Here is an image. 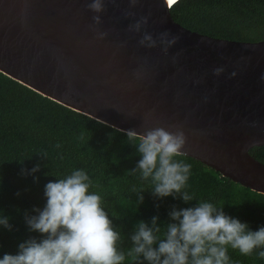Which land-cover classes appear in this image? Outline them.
Returning a JSON list of instances; mask_svg holds the SVG:
<instances>
[{
	"label": "water",
	"instance_id": "95a60500",
	"mask_svg": "<svg viewBox=\"0 0 264 264\" xmlns=\"http://www.w3.org/2000/svg\"><path fill=\"white\" fill-rule=\"evenodd\" d=\"M180 1L105 0L99 40L91 0H0V72L124 133L182 126L185 156L264 195V163L251 154L264 147V40L193 32L171 15ZM145 33L156 47L139 43ZM163 33L178 37L167 52Z\"/></svg>",
	"mask_w": 264,
	"mask_h": 264
},
{
	"label": "trees",
	"instance_id": "16d2710c",
	"mask_svg": "<svg viewBox=\"0 0 264 264\" xmlns=\"http://www.w3.org/2000/svg\"><path fill=\"white\" fill-rule=\"evenodd\" d=\"M170 11L177 23L198 34L239 42L264 40V0H181ZM42 151L48 158H42ZM251 154L264 163V147L252 149ZM140 159L137 147L128 142L124 132L46 98L0 72V216L8 217L12 225L11 230L0 225V259L5 254H17L19 245L30 238H43L30 230L26 214L37 215L34 209L45 207L49 181L78 169L88 172L93 184L90 192L101 196L102 206L121 235L118 247L125 253L133 247L131 236L139 222L151 227L152 218L158 217L163 236L167 223L173 222L169 214L174 208L195 207L199 201L223 206L226 215L247 223L251 231L264 227L263 194L182 156L176 159L192 166L185 191L194 200L161 198L153 194V185L140 179L139 173L127 174ZM37 164L40 171L32 174L30 170ZM133 188L144 189L143 203H138ZM261 250L245 256L229 247L230 264H264L258 256ZM123 264L150 262L143 256L135 262L126 256Z\"/></svg>",
	"mask_w": 264,
	"mask_h": 264
},
{
	"label": "clouds",
	"instance_id": "9594fccd",
	"mask_svg": "<svg viewBox=\"0 0 264 264\" xmlns=\"http://www.w3.org/2000/svg\"><path fill=\"white\" fill-rule=\"evenodd\" d=\"M135 7L139 0H130ZM88 10L96 13L92 17L96 38L103 40L108 32L100 31L103 23L101 13L106 11L105 0H91ZM126 15L134 16V12ZM148 17H141L129 30L140 32L147 25ZM168 33L161 34L160 42L167 46L176 43L178 37L168 39ZM139 43L146 47H156L157 41L145 33ZM224 71L218 68L219 75ZM145 126L144 133L135 129L126 131L128 142L135 145L142 159L136 168L127 174H140V179L150 181L153 194L158 197L174 196L185 202L194 198L185 189L191 174V165L176 159L187 154L184 149L188 137L182 126ZM57 148L61 145L57 144ZM48 158L46 151L39 152ZM23 163V161H21ZM31 173L40 171V165ZM27 172V170H25ZM38 181V177L36 178ZM93 186L87 171L78 169L65 178L49 181L45 185L46 205L37 215H27L30 230L42 234V239L30 238L19 245L17 254H5L0 264H123L126 256L139 261L143 256L150 264H230L228 248L238 250L245 256L256 249H264V227L251 231L247 223L228 216L223 206L216 207L211 202L199 201L195 207L173 209L171 223H167L163 236L158 226V217H153L151 227L139 222L131 236L133 247L126 253L118 245L121 235L114 229L99 194L90 192ZM137 194L138 203H143L144 189L132 190ZM0 225L12 229L9 218L0 216ZM158 245V247H154ZM264 259V250L258 252Z\"/></svg>",
	"mask_w": 264,
	"mask_h": 264
},
{
	"label": "snow or ice",
	"instance_id": "6c2138e0",
	"mask_svg": "<svg viewBox=\"0 0 264 264\" xmlns=\"http://www.w3.org/2000/svg\"><path fill=\"white\" fill-rule=\"evenodd\" d=\"M169 3L174 4V3H176V0H169Z\"/></svg>",
	"mask_w": 264,
	"mask_h": 264
}]
</instances>
